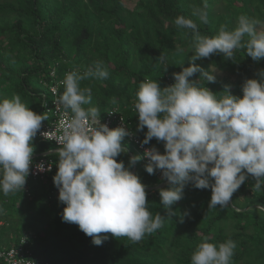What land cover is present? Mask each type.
Masks as SVG:
<instances>
[{
	"label": "trees",
	"instance_id": "1",
	"mask_svg": "<svg viewBox=\"0 0 264 264\" xmlns=\"http://www.w3.org/2000/svg\"><path fill=\"white\" fill-rule=\"evenodd\" d=\"M207 3L208 23L203 24L192 11L203 7L204 0H136L132 7L124 0H0V100L18 94L31 110L43 114L48 84L63 79L68 71L83 72L103 61L108 78L80 82L81 88L91 89V103L85 107L98 109L100 118L117 108L134 120L135 134L142 141L147 129L137 130L134 105L139 85L146 79L157 80L163 88L169 85L168 78L174 83L173 73L194 63L205 71L214 67L223 73L217 76L211 71L215 82H205V87L222 95L219 92L228 85L239 96L244 80L258 78L257 73L264 70V59L253 61L246 48H240L234 50L233 60L218 54L191 61V30L177 27L174 20L179 15L190 18L201 35L212 37L221 26L233 30L245 15L262 21L257 31H264V0ZM248 39L245 35L243 42ZM199 76L196 73L191 79ZM37 134L32 140L34 157L57 149ZM149 144L160 142L153 138ZM47 156L56 165L57 150ZM129 158L126 151L116 159L128 166ZM135 164L134 174L146 186L149 210L167 216L159 190L168 183L154 188L167 181ZM54 175L30 181L28 193L17 190L5 196L0 191V248L17 245L26 236L35 256L50 264H191L192 253L205 237L217 245L230 238L236 243L231 264H264V214L254 211L257 203H264V191L252 189L255 181L250 175L226 208H208L211 189L188 184L184 198L171 206L177 215L166 218L157 231L135 243L109 233L100 246L78 225L62 220L65 205L58 200Z\"/></svg>",
	"mask_w": 264,
	"mask_h": 264
},
{
	"label": "clouds",
	"instance_id": "2",
	"mask_svg": "<svg viewBox=\"0 0 264 264\" xmlns=\"http://www.w3.org/2000/svg\"><path fill=\"white\" fill-rule=\"evenodd\" d=\"M192 16L208 23L207 0L203 7L193 9ZM174 23L191 30V61L218 54L233 60L234 50L240 48H246L253 61L264 59V31H257L262 23L258 19L241 15L233 30L221 26L212 37L201 35L197 23L183 15ZM245 35L249 39L243 42ZM211 71L190 63L173 73L171 85L162 88L152 79L140 83L134 108L137 130L147 129L141 145L155 138L163 142L164 152L154 146L146 148L143 156L130 157L128 166L116 158L127 151L122 141L131 133L122 120V126L113 129L101 123L98 109L85 107L91 103V89L80 86L90 77L108 78L104 62L65 74L64 91L56 104L70 120L60 139L63 146L57 149L53 176L58 200L65 205L61 214L64 222L78 225L96 246L107 240L109 233L135 243L161 228L166 218L177 215L171 206L184 198L188 184L211 189L208 208L223 209L232 204L233 194L249 175L255 181L252 189L264 191V70L257 73L258 78L244 80L239 96L232 94L228 85L219 92L222 95L205 87V82H215ZM196 73L199 78L191 79ZM47 119V115L31 110L18 94L0 100V191L5 196L22 192L32 164V140ZM142 158L148 160L144 165L148 174L160 170L168 183L159 190L167 216L159 212L153 215L146 186L130 171ZM38 169L50 170L43 164ZM254 211L264 214V203H257ZM207 239L192 253L191 264H231L236 243L229 238L217 245Z\"/></svg>",
	"mask_w": 264,
	"mask_h": 264
},
{
	"label": "built area",
	"instance_id": "3",
	"mask_svg": "<svg viewBox=\"0 0 264 264\" xmlns=\"http://www.w3.org/2000/svg\"><path fill=\"white\" fill-rule=\"evenodd\" d=\"M50 75H54V69H52ZM63 79H55L48 84L49 97L44 96V100L42 102V113L47 115L48 119L42 122L41 129L37 134L39 139L54 143L57 146V149L63 146L60 143V139L70 120V115L65 113L64 110L56 104L57 96L62 93V91H60V86L62 85ZM167 81L169 85L172 84L169 78ZM121 120L123 121V126H125L131 133L130 135L124 137L123 140L131 143L140 153V156H143V152L146 148L153 146L160 153L164 152L163 142H160L159 145H141V139L134 131V120L127 118L124 114L118 111L117 108L108 109L103 117L100 118V122L106 124L110 129L122 126ZM135 120L138 124L137 115ZM31 160L32 164L30 165V172L26 178V184L23 188V190L27 193L30 181L36 178L46 180L50 174H55L57 170L53 159L46 155H39L37 157L31 156ZM147 163V158L141 159V166L143 168H145L144 165ZM40 164H43L45 169L50 168V170L40 171L38 169V165ZM154 173L161 174L160 170H155ZM27 243L28 238L23 236L17 245H13L9 248H0L1 264H50L48 260L35 256L34 252L30 249Z\"/></svg>",
	"mask_w": 264,
	"mask_h": 264
},
{
	"label": "rangeland",
	"instance_id": "4",
	"mask_svg": "<svg viewBox=\"0 0 264 264\" xmlns=\"http://www.w3.org/2000/svg\"><path fill=\"white\" fill-rule=\"evenodd\" d=\"M135 1L136 0H124L125 4L128 5L129 7H132L134 4H135ZM212 69H214V67H212ZM216 69V68H215ZM213 74L219 76V75H222V71L216 69L215 71H213ZM36 85V84H35ZM122 143L124 145H122L123 147H125L127 149V152L129 154L130 157L134 156V155H140V153L137 151V149L129 142L127 141H122ZM129 149H128V148ZM129 151L131 152V154L129 153ZM126 153V152H125ZM123 154V153H122ZM140 164H141V160L138 161Z\"/></svg>",
	"mask_w": 264,
	"mask_h": 264
},
{
	"label": "water",
	"instance_id": "5",
	"mask_svg": "<svg viewBox=\"0 0 264 264\" xmlns=\"http://www.w3.org/2000/svg\"><path fill=\"white\" fill-rule=\"evenodd\" d=\"M54 151H56V149L55 150H52V151H49V152H46V153H42V155H46L47 156L49 153L54 152ZM32 157H34V156L32 155ZM135 170H136V164H133L132 172L135 173ZM166 184H167V182L161 183V184H159L158 186H156L154 188L155 189H158L160 187H163Z\"/></svg>",
	"mask_w": 264,
	"mask_h": 264
},
{
	"label": "bare ground",
	"instance_id": "6",
	"mask_svg": "<svg viewBox=\"0 0 264 264\" xmlns=\"http://www.w3.org/2000/svg\"><path fill=\"white\" fill-rule=\"evenodd\" d=\"M54 76V75H53Z\"/></svg>",
	"mask_w": 264,
	"mask_h": 264
}]
</instances>
